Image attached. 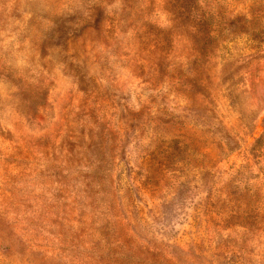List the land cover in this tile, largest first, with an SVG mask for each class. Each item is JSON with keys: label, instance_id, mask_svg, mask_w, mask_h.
I'll return each instance as SVG.
<instances>
[{"label": "rangeland", "instance_id": "374dc122", "mask_svg": "<svg viewBox=\"0 0 264 264\" xmlns=\"http://www.w3.org/2000/svg\"><path fill=\"white\" fill-rule=\"evenodd\" d=\"M0 264H264V0H0Z\"/></svg>", "mask_w": 264, "mask_h": 264}]
</instances>
